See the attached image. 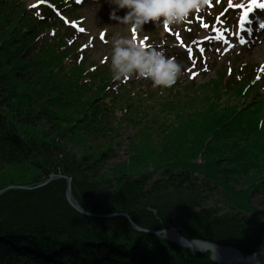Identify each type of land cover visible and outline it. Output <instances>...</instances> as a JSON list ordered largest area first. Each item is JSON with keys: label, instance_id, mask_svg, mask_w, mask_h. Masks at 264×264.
<instances>
[{"label": "trees", "instance_id": "16d2710c", "mask_svg": "<svg viewBox=\"0 0 264 264\" xmlns=\"http://www.w3.org/2000/svg\"><path fill=\"white\" fill-rule=\"evenodd\" d=\"M27 1L0 0V189L33 187L10 189L0 197V264H165L170 259L218 264L210 253L194 255L138 231L126 217L80 213L68 202V183L59 175L72 178L73 196L91 213H127L145 229L175 227L188 238L233 245L245 255L256 252L264 236V126H259L264 113L259 120L253 113L243 120L252 130L242 126L244 109H225L206 96L196 101L189 97L192 101L174 108L175 114L166 113L163 104L188 96L181 82L161 90L133 81L112 85L108 65L86 61L67 32L39 38L53 27L55 16L47 6H28ZM51 1L79 15L64 1ZM155 24L164 32L162 24ZM14 31L21 35L16 40L24 47L22 54L27 39L41 41L37 50L27 48L29 62L49 72L52 87L75 93L85 122L73 127L75 119L67 116L77 108L65 110L66 103L76 106V101L58 104L35 84L34 93L29 92L28 78L15 69L21 54L8 44ZM222 66L224 71L212 81L218 83V96L210 98L244 92L251 103V95L261 94L263 83H253L250 65L235 60ZM189 84L202 88L195 81ZM32 94L34 101L27 102ZM21 97L24 101L16 103ZM256 100V110L264 109V99ZM187 107L201 111L179 113ZM144 117L151 126L132 135L127 158L110 164L120 157L123 126ZM52 174L56 178L39 187ZM254 197L263 209L253 203Z\"/></svg>", "mask_w": 264, "mask_h": 264}, {"label": "rangeland", "instance_id": "374dc122", "mask_svg": "<svg viewBox=\"0 0 264 264\" xmlns=\"http://www.w3.org/2000/svg\"><path fill=\"white\" fill-rule=\"evenodd\" d=\"M41 1L43 2L44 0ZM67 1L69 2V8L76 9L79 15L74 16L69 11L60 9L58 4H52V13L55 16L52 20L53 27L43 35L42 33H40V36L38 35L39 38L42 37L45 41L48 37L53 35V32L54 34H56V31L59 33L67 32L70 35L71 39L74 40V43L77 45L78 50L81 53L80 56L85 58L86 61H93L98 64H102L105 62L111 69L110 56L115 47V40L125 37V39L130 38L131 34L128 26H125L124 24L110 18L109 11L112 7L115 6L109 4L108 0ZM73 1L75 2V4L73 3ZM32 2L38 1L28 0V6ZM46 2L49 1L47 0ZM259 3L264 4V0H259ZM239 4H244L246 7H250L251 0H210V4L205 12L193 14L181 25L171 26L167 28L166 34H164V32L162 31L161 25L157 26L155 24V26H153L151 24L149 27H147V24H145L143 26V30L138 34V36L143 37V40L147 45L162 46L166 51V55L173 57L179 64L182 65V73L178 77L176 83L181 82V84L185 86L180 89L182 90V92H184L185 97L187 96V94L188 96L185 99H181V101H169V104H163V110L166 113L167 111L169 113H174L176 111H174V108L178 109V107L186 105L187 102H191L192 99H189V97L195 98L194 101H196L200 97L206 96L209 97L210 100L216 101L215 103H218L225 109L227 107L230 108L231 105L235 109H244V111H242L243 114L240 116V119L243 122V128H246L247 130L253 129L252 125L249 126L247 125L248 122L243 121L249 118L248 113H253L255 119H258L262 116L261 114L264 113V109L260 108L256 110V107L258 106L256 98L257 96H260V98L264 99V97L262 96L264 95V32L260 31V26L258 24L251 25L250 18H252V15L247 21H245L243 27L240 26V20L245 9L238 7L237 5ZM258 8L260 10L263 9L262 12L264 13V8L255 7L252 8V10L249 12V15L254 13V10H257ZM126 11L127 9H120L118 11V14L122 16ZM42 20H44V22L48 21L46 17H43ZM204 24H207L208 27H203ZM81 29H83V31H81ZM154 29L155 31L160 30V37L159 35H156L154 38L151 36L150 32L154 31ZM247 30L258 32L253 36V38H251ZM148 34H150V36H148ZM16 36L20 37L21 35L19 32L15 31L12 33V35H9L7 37L8 44H10V51L15 54H21L20 58L17 57L19 58V60L18 65L15 69L22 72L23 77L28 78L30 86L29 92L34 93L31 86L32 84H35L37 90H40L43 95H48L49 100H53L58 104L60 102H65L66 99L76 101V106L70 105V101L66 103L65 110L77 108V112L73 114H70V112H68L67 116L69 118L71 117L72 119H75L73 127L82 124L83 120L85 122L87 117L84 114V109L81 110V106H78V101L76 100L77 98H75V93H73L71 90L63 91L59 89L56 84H54L52 87L51 84L54 80L49 77V72H45L42 68L37 67L36 65H33V63L29 62L30 59L27 58L28 54H26L25 52L29 49L37 50V47H41V41L37 39L38 41L34 42L33 39H27L28 47L26 46V50L22 54L21 50H23L24 47H21V41L19 40L20 42H18V40H16ZM190 37L195 38L191 40ZM245 41L248 42L245 43ZM42 47L45 48V45H42ZM47 50L52 52L51 47H47ZM44 51L45 49H41L40 54H42ZM235 60L238 63L244 62L253 68L252 72L255 73L256 77V79L253 80V83L257 80L263 83L261 84L260 89L261 94H255L256 96L250 94L254 97L251 100V103H249V96L245 95L244 92L239 96L225 94L219 97V99L215 98V96H218L219 93V90L216 88V85H218V83H213L212 81L216 79L218 73L224 71H222L224 67L222 66L223 63L225 66H228L233 64ZM36 61L39 62V59H35L34 63ZM234 66L235 65H233V67ZM45 80L47 81V84L44 83ZM124 81L142 83L145 86H148L151 90H161L160 86H153V83L150 79H136L135 74H133L132 78L113 80L111 84L113 85L115 82ZM192 81H195L196 84L202 86V88L191 89L189 83ZM245 89L248 92V88ZM21 90L25 91L23 86H21ZM191 91L193 93L196 92V95L191 94ZM250 92L252 91H249L248 93ZM213 94H215L214 98H210L211 96H213ZM23 97H26V95ZM23 97H21V101L17 100L16 103L23 102ZM26 99L27 102L34 101L33 94L31 95V98L27 96ZM187 111H190L192 115H196L201 110L197 109L194 111L187 107L181 109L179 113L187 115ZM78 116L80 117L78 118ZM135 121L137 122H131L130 124H125V127L123 126L122 129L124 133L122 135V138L124 143L120 150H118L120 157L111 161L110 164L118 163L121 160L127 158V146L130 143L132 135L140 128L142 129L143 127H145V125L151 126L148 117H144L140 120L136 119ZM256 121L257 120H255L254 125H256ZM252 133L254 134V132H251V134ZM1 188L7 189L8 187L3 188L2 186ZM259 199L260 198L254 197L253 203L263 209L260 205ZM207 202H210L212 204L214 203V201L212 200H208ZM143 214L148 220H151L153 218L151 215H148V213ZM131 233L136 234L133 231ZM137 236L140 237V234H137ZM178 247L181 246L178 245ZM158 253L154 251L153 254L159 255ZM192 253L194 255L199 254L194 252ZM206 254L207 253H205L204 255ZM165 264L182 263L170 259L166 260Z\"/></svg>", "mask_w": 264, "mask_h": 264}, {"label": "clouds", "instance_id": "9594fccd", "mask_svg": "<svg viewBox=\"0 0 264 264\" xmlns=\"http://www.w3.org/2000/svg\"><path fill=\"white\" fill-rule=\"evenodd\" d=\"M114 5L109 16L125 26L131 32V38L115 40L110 56V67L114 80L132 78L150 79L153 86L168 88L174 85L182 73V65L159 45H147L138 34L149 21H157L164 28L179 26L196 13L205 12L210 0H108ZM120 9H127L121 16ZM162 18V19H161ZM258 25L264 28V17L257 16ZM259 126H264V119ZM162 229L157 235L166 237Z\"/></svg>", "mask_w": 264, "mask_h": 264}, {"label": "water", "instance_id": "95a60500", "mask_svg": "<svg viewBox=\"0 0 264 264\" xmlns=\"http://www.w3.org/2000/svg\"><path fill=\"white\" fill-rule=\"evenodd\" d=\"M58 177L65 178L68 183L67 189V200L72 207H74L77 211L84 215L93 216V217H117L123 216L126 217L133 226L141 232L151 233L157 235L161 232V230H150L145 229L137 225L131 216L127 213H111V214H94L86 209H84L81 204L75 199L72 194V178L59 175ZM56 178L55 174H52L50 178L45 181L43 184L39 185V187L44 186L50 183L53 179ZM15 188H22V189H33V187L28 186H10L7 189L0 190V195L4 194L8 189H15ZM166 237L167 241L176 243L177 245L189 249L194 253H210L211 259L218 263V264H264V236L262 239V243L259 249L252 253L245 255L242 250L233 246V245H224L219 244L214 241L199 239V238H188L182 234H180L175 228L173 227H166Z\"/></svg>", "mask_w": 264, "mask_h": 264}, {"label": "snow or ice", "instance_id": "6c2138e0", "mask_svg": "<svg viewBox=\"0 0 264 264\" xmlns=\"http://www.w3.org/2000/svg\"><path fill=\"white\" fill-rule=\"evenodd\" d=\"M237 6L240 7V8L245 9L244 12H243V16H242V18L240 20V26L241 27H243L245 21L248 20L249 12L252 10V8H255V7L264 8V4L259 3V0H251L250 7H246L244 4H239ZM203 27L207 28L208 25L204 24ZM81 31H83V29H81Z\"/></svg>", "mask_w": 264, "mask_h": 264}, {"label": "bare ground", "instance_id": "6f19581e", "mask_svg": "<svg viewBox=\"0 0 264 264\" xmlns=\"http://www.w3.org/2000/svg\"><path fill=\"white\" fill-rule=\"evenodd\" d=\"M257 10H258V11H257ZM257 10H254V13L251 14V15H252V18L248 17V19H249V18L251 19V25H253V24H257V21H256V17H257V16L264 17V13L262 12L263 9L260 10V9L258 8ZM251 15H250V16H251ZM247 32H248V34H249V36H250L251 38H253V36H254L255 34H257V31H253V30H247ZM261 32H264V28L262 29ZM247 42H248V41H245V43H247ZM3 195H5V193L2 194V195H0V197L3 196Z\"/></svg>", "mask_w": 264, "mask_h": 264}]
</instances>
